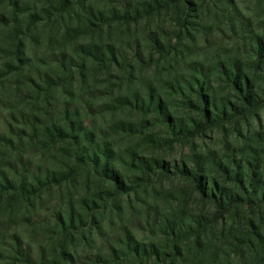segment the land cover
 Returning <instances> with one entry per match:
<instances>
[{
    "label": "rangeland",
    "instance_id": "rangeland-1",
    "mask_svg": "<svg viewBox=\"0 0 264 264\" xmlns=\"http://www.w3.org/2000/svg\"><path fill=\"white\" fill-rule=\"evenodd\" d=\"M165 1L69 0L64 8L61 0H0V183L25 192L11 189L0 196V264H105L114 248L127 254L124 227L145 246L164 244L144 219L155 212L173 215L185 184L177 176L156 179L131 199L119 221L106 214L83 238L79 233L87 224H77L72 259L63 257L57 217H67L70 208L84 216L82 200L100 191L83 176L73 183L68 178L70 142L59 131L68 129L67 112L100 145L113 149L116 167L132 178L138 173L128 164L131 153L164 159L169 166L197 156L240 160L247 145L264 153V110L261 128L252 119L241 133L228 127L168 147L155 142L167 138L160 118L128 105L135 95H151L184 116L187 110H176L180 91L197 72L220 88L218 65L248 64L252 42L264 43V0H193L197 17L190 19L196 25L189 34H180L179 14ZM123 7L138 11L137 23L113 19ZM99 21L107 23L105 29ZM96 47L109 60L95 59ZM250 220L264 237V209L240 213L228 227L243 225L236 234L242 238ZM244 259L264 264V256Z\"/></svg>",
    "mask_w": 264,
    "mask_h": 264
},
{
    "label": "trees",
    "instance_id": "trees-1",
    "mask_svg": "<svg viewBox=\"0 0 264 264\" xmlns=\"http://www.w3.org/2000/svg\"><path fill=\"white\" fill-rule=\"evenodd\" d=\"M61 3L64 8L69 6V0H61ZM165 4L168 9L174 7L179 14L180 34L183 31L191 33L196 25L190 21L197 17L194 15L196 3L193 0H166ZM153 5L158 3H151L148 8L151 13L155 12ZM138 14V11L123 7L122 11L114 13L113 19L129 25L138 22ZM99 22L101 29H105L107 23ZM155 43L160 45L159 40ZM250 50L248 64L232 61L218 65L216 73L220 88L214 85L208 74L197 72L198 76L180 91L182 101L176 110H187V115H176L166 101L151 95L146 98L135 95L128 99V105L144 114L155 113L160 118L166 127L167 138L159 137L155 142L168 147L228 127L241 133V127L247 126L252 119H256L261 128L259 113L264 110L263 41L252 42ZM92 55L102 63L109 60L107 53L99 47ZM113 61L116 62L114 55ZM67 115L68 129L59 131L63 139L70 142L73 166L68 178L73 183L83 176L87 183L95 181L100 191L92 198L82 200L84 216L76 215L70 208L67 217H57V224L65 237L64 258L72 259V252L76 249L77 224L88 225L79 233L83 238L96 225L104 223L106 214L109 219L114 217L119 221L132 198L136 199L156 179H170L172 176L185 182L180 189V199L174 200L175 212L166 216L155 212L144 219L148 228L162 235L164 244L145 246L124 227L123 245L127 254L114 248L110 258L104 259L105 264L128 261L132 264H244L247 254L264 256V237L251 220L242 238L236 234L243 231V225L228 227V220L238 218L240 213L251 216L264 209V153L247 145L240 160L225 163L222 159L197 156L189 164L173 166L164 159L144 158L131 153L128 164L138 173V177L132 178L116 167L113 149L107 144L100 145L92 132L79 127L74 114L69 117L67 112ZM62 182L66 180L60 184ZM11 189L25 194L23 189H15L11 184L2 187L0 183V196ZM31 264H38V261Z\"/></svg>",
    "mask_w": 264,
    "mask_h": 264
}]
</instances>
